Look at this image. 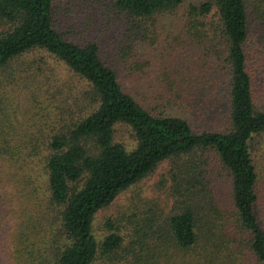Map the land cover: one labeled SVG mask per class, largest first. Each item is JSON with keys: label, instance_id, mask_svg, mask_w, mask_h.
Listing matches in <instances>:
<instances>
[{"label": "trees", "instance_id": "16d2710c", "mask_svg": "<svg viewBox=\"0 0 264 264\" xmlns=\"http://www.w3.org/2000/svg\"><path fill=\"white\" fill-rule=\"evenodd\" d=\"M262 199L264 0H0V264H264Z\"/></svg>", "mask_w": 264, "mask_h": 264}, {"label": "rangeland", "instance_id": "374dc122", "mask_svg": "<svg viewBox=\"0 0 264 264\" xmlns=\"http://www.w3.org/2000/svg\"><path fill=\"white\" fill-rule=\"evenodd\" d=\"M198 48L189 47L187 50H183V53H186L187 55H190L191 57L194 55H198L199 57H203V54L201 51L197 50ZM184 57V56H183ZM219 92V94L222 96L218 97L216 99V104L210 103L208 105L209 113L203 114V110L200 107H196L194 109H188L187 112H185L186 116L196 125H201V127L204 126H219L222 123H224V120L222 119L221 113L223 112V102L222 99H224L225 96V88L223 84H217V82L214 84ZM12 95V101L15 105L16 101V114L20 115L18 110L23 107L24 101L21 99L20 96L16 94V92H11ZM221 101V102H220ZM215 108V109H214ZM220 109V110H219ZM215 110L217 112L215 113ZM212 111H214V114H212ZM214 117H218L217 120L219 122L212 123V119ZM167 161H162L157 165V167L149 173L146 177L142 178L138 182H136L134 185L122 190L119 192L114 199L105 207L100 208L97 210L93 217V231L94 235L98 239L101 234H103V226H102V220L106 216H114L115 213L121 209L127 210V208H132L133 204L137 203L139 206H147L148 203L158 201L161 202L162 200L167 199V195H169V183L168 180L165 179V172L167 169ZM163 173V175H161ZM257 214L260 216L261 220L264 222V199L261 200L260 206L256 208Z\"/></svg>", "mask_w": 264, "mask_h": 264}]
</instances>
